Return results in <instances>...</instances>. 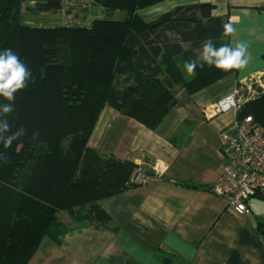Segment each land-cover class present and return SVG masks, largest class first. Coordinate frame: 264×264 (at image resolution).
<instances>
[{"label": "trees", "instance_id": "obj_1", "mask_svg": "<svg viewBox=\"0 0 264 264\" xmlns=\"http://www.w3.org/2000/svg\"><path fill=\"white\" fill-rule=\"evenodd\" d=\"M159 1L0 0V51H15L35 78L7 116L27 135L10 148L0 143V264H29L47 238L61 245L70 231L62 215L108 227L112 218L99 201L138 186L130 181L135 162L89 145L105 106L156 128L178 104L177 87L195 93L238 73L205 67L189 76L184 67L200 61L206 39L217 48L231 44L221 27L230 15H214L211 2L140 15ZM89 5L102 15L55 26L24 21L26 8L64 17ZM249 84L257 94L239 105L237 118L251 115L264 129V88L256 78Z\"/></svg>", "mask_w": 264, "mask_h": 264}, {"label": "crops", "instance_id": "obj_2", "mask_svg": "<svg viewBox=\"0 0 264 264\" xmlns=\"http://www.w3.org/2000/svg\"><path fill=\"white\" fill-rule=\"evenodd\" d=\"M200 2L214 4V15H230L237 30L230 42L248 44L249 63L195 93L177 87L178 104L156 128L105 106L89 145L149 170L156 167L166 179L100 200L112 219L108 227L94 226L102 232L90 237L75 228L85 223L63 216L70 231L62 244L45 239L29 264H264V200L252 198L251 215L243 216L215 190L227 163L222 134L236 113L209 116L205 107L239 82L264 74V0H161L139 13L152 19ZM72 14L74 22L95 18L89 9L81 20ZM62 18L66 23L68 18Z\"/></svg>", "mask_w": 264, "mask_h": 264}, {"label": "built area", "instance_id": "obj_3", "mask_svg": "<svg viewBox=\"0 0 264 264\" xmlns=\"http://www.w3.org/2000/svg\"><path fill=\"white\" fill-rule=\"evenodd\" d=\"M260 81L257 78V84L264 88ZM246 83L243 82L231 93L205 104L209 116L229 111L236 113L234 123L222 134V148L227 163L215 188L227 204L243 216L251 215L250 200L264 195V129L251 115L237 118L239 105L257 94L252 84L245 88L243 84ZM155 179L165 180L164 172L158 173L156 167L149 170L136 166L130 181L141 186Z\"/></svg>", "mask_w": 264, "mask_h": 264}, {"label": "clouds", "instance_id": "obj_4", "mask_svg": "<svg viewBox=\"0 0 264 264\" xmlns=\"http://www.w3.org/2000/svg\"><path fill=\"white\" fill-rule=\"evenodd\" d=\"M222 35L234 36L236 28L231 21L222 23ZM250 53L248 44L244 41L233 39L231 44L215 47L211 39H206L202 43V53L200 61L190 59L184 67L189 76L196 74L197 68L201 71L205 67H214L222 71L241 70L249 63ZM30 83H35V78L27 64L20 59L19 55L11 48L0 51V143L5 148H10L14 141L27 135V130L17 127L13 130V125L7 119L10 113L14 112L16 94L26 90ZM39 138V132L33 131L31 141L35 142ZM4 156L0 154V159Z\"/></svg>", "mask_w": 264, "mask_h": 264}, {"label": "rangeland", "instance_id": "obj_5", "mask_svg": "<svg viewBox=\"0 0 264 264\" xmlns=\"http://www.w3.org/2000/svg\"><path fill=\"white\" fill-rule=\"evenodd\" d=\"M79 9H82V11L79 10ZM88 9H89V14L92 17H94V16L99 17V16L102 15V13H101L102 10L97 5H89L88 7H81V6L80 7H75L74 11L77 10V12L78 11L80 12L78 14L79 15L78 19L81 20L80 16L81 15L83 16V14L86 13ZM146 12H149V11H146ZM121 14H122L121 12H118V13L115 14V17L118 18V17L121 16ZM68 17L69 16H65L64 15V19H66ZM102 17H105V16L103 15ZM85 19H87V17H83V20H85ZM62 20H63V18L62 17L60 18L57 14L55 16V14H51V13H48V12H38V11L36 12V11L30 10V9H27V8L24 11V21L27 24L34 25V26H55V25L61 24ZM253 78H256V80H257V78H260L261 85H264V74H261L260 77L254 76ZM252 92L253 91H250L249 93H252ZM229 93H231V92H229ZM229 93H227V94H229ZM141 165L137 164V166H139V167H141ZM158 180H160V179H158ZM215 190H216V188H215ZM62 218H63V215H62ZM75 226H76L75 228H84L83 229L84 233L89 234V235H87L89 237L91 236V234L93 232L97 231V229H95L94 226L90 227V226L85 225V224H76ZM99 232H102V230L101 231H97V233H99ZM53 264H56V262H53Z\"/></svg>", "mask_w": 264, "mask_h": 264}]
</instances>
